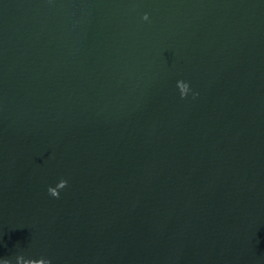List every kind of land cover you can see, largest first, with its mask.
<instances>
[{
  "label": "water",
  "instance_id": "95a60500",
  "mask_svg": "<svg viewBox=\"0 0 264 264\" xmlns=\"http://www.w3.org/2000/svg\"><path fill=\"white\" fill-rule=\"evenodd\" d=\"M5 261L264 264V0H0Z\"/></svg>",
  "mask_w": 264,
  "mask_h": 264
},
{
  "label": "clouds",
  "instance_id": "9594fccd",
  "mask_svg": "<svg viewBox=\"0 0 264 264\" xmlns=\"http://www.w3.org/2000/svg\"><path fill=\"white\" fill-rule=\"evenodd\" d=\"M144 20H147L148 19V16L145 15L143 17ZM180 83H184V88H182L180 90V94H181V98H185L189 91H190V88H189V85L183 81H178L177 84L179 85ZM197 95V94H194V96ZM67 187V181L65 180H61L58 184H57V187L56 188H49L48 189V193L50 196H52L53 198H56V199H59V194H60V190H63L64 188ZM4 264H7V261L4 262Z\"/></svg>",
  "mask_w": 264,
  "mask_h": 264
}]
</instances>
